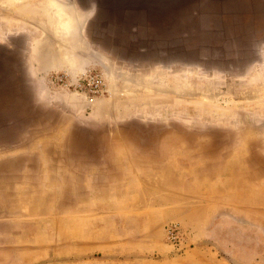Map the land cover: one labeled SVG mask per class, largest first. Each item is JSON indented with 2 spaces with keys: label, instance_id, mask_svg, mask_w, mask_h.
Wrapping results in <instances>:
<instances>
[{
  "label": "rangeland",
  "instance_id": "374dc122",
  "mask_svg": "<svg viewBox=\"0 0 264 264\" xmlns=\"http://www.w3.org/2000/svg\"><path fill=\"white\" fill-rule=\"evenodd\" d=\"M95 1L0 0V264H264V0Z\"/></svg>",
  "mask_w": 264,
  "mask_h": 264
},
{
  "label": "built area",
  "instance_id": "2783aa9c",
  "mask_svg": "<svg viewBox=\"0 0 264 264\" xmlns=\"http://www.w3.org/2000/svg\"><path fill=\"white\" fill-rule=\"evenodd\" d=\"M49 85L60 87L62 90L75 92L81 95H97L102 92L104 82L99 73L78 74L72 78L65 71L51 74L46 79ZM165 238L174 246H180L186 239V233L177 225H169L165 228Z\"/></svg>",
  "mask_w": 264,
  "mask_h": 264
},
{
  "label": "water",
  "instance_id": "95a60500",
  "mask_svg": "<svg viewBox=\"0 0 264 264\" xmlns=\"http://www.w3.org/2000/svg\"><path fill=\"white\" fill-rule=\"evenodd\" d=\"M98 1H101L103 5L106 8H108V10L120 11V10H145L146 8L152 9L156 6H162L164 3H166L169 0H96L95 2L98 3Z\"/></svg>",
  "mask_w": 264,
  "mask_h": 264
},
{
  "label": "bare ground",
  "instance_id": "6f19581e",
  "mask_svg": "<svg viewBox=\"0 0 264 264\" xmlns=\"http://www.w3.org/2000/svg\"><path fill=\"white\" fill-rule=\"evenodd\" d=\"M54 4H55V3H53L52 6H53ZM68 20H69L71 26L73 27V26H75V24H76L77 22H79L80 18H79V17H76V16H75V17H70V16H69ZM73 24H74V25H73ZM68 30H69V29H68Z\"/></svg>",
  "mask_w": 264,
  "mask_h": 264
},
{
  "label": "flooded vegetation",
  "instance_id": "af4514ba",
  "mask_svg": "<svg viewBox=\"0 0 264 264\" xmlns=\"http://www.w3.org/2000/svg\"><path fill=\"white\" fill-rule=\"evenodd\" d=\"M158 9H160V8H158ZM147 15H150L151 14V12L152 11H150V9L148 8V9H145V10H143ZM154 11V10H153ZM154 12H156V10L154 11Z\"/></svg>",
  "mask_w": 264,
  "mask_h": 264
}]
</instances>
